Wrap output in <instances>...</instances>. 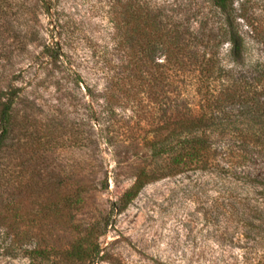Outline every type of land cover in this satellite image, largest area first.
Wrapping results in <instances>:
<instances>
[{
	"label": "rangeland",
	"instance_id": "rangeland-1",
	"mask_svg": "<svg viewBox=\"0 0 264 264\" xmlns=\"http://www.w3.org/2000/svg\"><path fill=\"white\" fill-rule=\"evenodd\" d=\"M127 1L0 0V92L20 89L0 151V264H71L66 252L91 225L95 239L82 244L99 247L98 264H264V225L241 206L264 192L238 176L209 170L165 178L119 214L110 212L148 162L162 122L159 104L141 93L146 84L100 75L120 73L116 20ZM141 1L176 19L208 2ZM232 2L247 44L238 68L248 71L257 59L250 25L264 0ZM54 45L70 73L43 54ZM227 51L220 49L225 67ZM107 103L114 113L106 116ZM242 126L257 130L249 119ZM77 188L87 191L70 215ZM104 218L109 223L98 236Z\"/></svg>",
	"mask_w": 264,
	"mask_h": 264
},
{
	"label": "trees",
	"instance_id": "trees-1",
	"mask_svg": "<svg viewBox=\"0 0 264 264\" xmlns=\"http://www.w3.org/2000/svg\"><path fill=\"white\" fill-rule=\"evenodd\" d=\"M232 4V0H208L201 8L185 9L188 15L178 19L168 14L171 10L141 0L121 5L116 20L120 73L109 80L105 70L100 75L106 82L146 84L148 91L141 93L159 104L162 122L156 138L149 141L148 162L111 205L113 215L122 212L145 186L194 171L238 176L264 192V4L259 6L257 25H250L257 59L248 71L238 68L244 65L247 44L236 21L242 16L235 14ZM192 17L196 20L191 21ZM223 46L228 47L231 67L222 64ZM43 54L57 69L71 72L57 45L45 46ZM19 93L18 88L0 92V151L13 131L12 111ZM106 105L102 115L113 114L112 105ZM247 119L257 123V130L241 128ZM255 170L257 174H252ZM86 191L77 188L68 198L70 215L78 208L80 192ZM241 206L244 212L257 213L264 225V195L254 201L244 199ZM101 222L98 236L109 223L106 218ZM92 231L93 225L88 226L77 241L81 243L70 246L68 262L102 261L97 245L82 244L95 239Z\"/></svg>",
	"mask_w": 264,
	"mask_h": 264
}]
</instances>
